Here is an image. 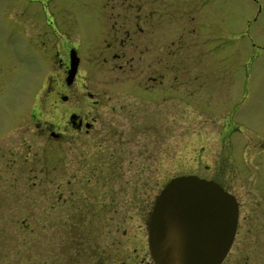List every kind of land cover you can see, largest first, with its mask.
<instances>
[{
  "label": "rangeland",
  "instance_id": "obj_1",
  "mask_svg": "<svg viewBox=\"0 0 264 264\" xmlns=\"http://www.w3.org/2000/svg\"><path fill=\"white\" fill-rule=\"evenodd\" d=\"M59 1L62 23L73 28L64 35L77 44L73 89L90 94L78 98L79 110L95 121L88 142L72 131L60 141L40 130L78 109L59 86V42L44 33L38 6L28 42L10 32L0 0V264H151L146 222L168 179L202 175L225 130L233 143L222 150L224 173L234 174L242 157L264 163V0H162L163 34L177 43L178 61L173 71L162 65L157 108L120 90L118 62L102 60L94 45L99 6L114 1ZM38 48L48 52L37 55ZM57 92L71 100L61 103ZM128 139L143 144L141 161L128 155ZM254 222L241 219L225 262L264 264V219Z\"/></svg>",
  "mask_w": 264,
  "mask_h": 264
},
{
  "label": "flooded vegetation",
  "instance_id": "obj_2",
  "mask_svg": "<svg viewBox=\"0 0 264 264\" xmlns=\"http://www.w3.org/2000/svg\"><path fill=\"white\" fill-rule=\"evenodd\" d=\"M110 1L114 2L111 4L106 3L103 10V5L99 6L98 24L93 33V37L95 38L94 45L103 49L100 51L103 54L102 60L109 58L111 60L116 59L114 61L118 62L116 64L117 66L115 65L116 67L114 66L112 68L118 72L114 76V80L118 79V76L123 75V77L121 76L120 90H123L125 94L137 96L138 99L140 98V104L157 108L158 102H161V95L157 89H159L162 83V65L168 61L170 69H172L170 71H173L177 68L176 64L178 61L177 50L174 47V44L177 43L173 41V37L170 38V36L163 34L165 30H163L161 19L163 13L161 7L162 0H140L136 4H130V0ZM35 6L39 7V13L43 15L42 29L44 33H50L59 42L54 51V55L57 56L58 69L63 74L62 82H60L59 86L63 90L71 92V96L76 101L73 104H75V108H78L65 109L62 116L63 119L58 122L59 125L57 128L50 129L49 124L47 127L43 126L40 130L48 132L51 138L60 141H66L69 136H72V131L74 135L82 137L84 141L88 142L89 131L92 130L95 119L88 117L87 113H82L79 110L81 105L78 98L81 96L90 97V94L86 93L84 88L78 89L77 87L73 89L78 68L76 69L74 77L69 81L66 80L69 53L71 50H75L77 55V44L75 42L73 43L70 38L67 39V36L64 35L65 32L69 34L73 32V28L63 24L61 21L63 5L59 0H1L2 11H5L4 15L7 16V20L9 21L10 32L18 33L26 42L30 40L33 29H37L33 20V9ZM51 10L53 14H51ZM12 11H14L17 17L23 15L25 24L20 25L18 19L12 20L10 16ZM27 28H32L31 34H28ZM189 31L193 33V27H190ZM37 37L39 39L42 38V41L47 39L45 35H37ZM164 48H167V50L163 51ZM23 52L26 53L27 51L24 50ZM47 52V49L44 48L42 51L41 48L37 49V55ZM193 71L194 67L191 74ZM187 75L190 74L188 73ZM150 87L153 88V91H150V89L147 90ZM49 91L50 84L45 82L44 92ZM57 97L61 103L71 100L67 93L57 92ZM169 97L173 98V94H169ZM170 100L172 101V99ZM94 103H96V100H94ZM172 106L176 108V102ZM232 108L235 109L236 106L234 105ZM227 131L225 130L222 133L223 139L221 138L220 149L215 152L213 151V155L209 157L211 158V162L201 165L200 168H203L201 170L202 175H197L216 182L224 190L231 193L235 200L237 209L235 233L230 247L220 264H228L225 261L231 249L234 247V243L237 242L241 219L254 220V227H258L257 220L264 219V163L261 157L255 162H253V156L249 157L248 160L242 157V162L236 164V172H234L236 176L234 174L224 173V167L219 164L221 160L225 163L222 150L225 144L232 146L233 143V140L231 143L227 141L230 140L225 136L228 134ZM113 134L111 133V137H113ZM102 135L108 137L107 133ZM129 136L133 138L132 135ZM261 139L258 138V140ZM128 140L129 145H131V148H128V155L130 153L133 156L138 155V161H141L142 153L144 154V149L141 147L143 144L141 142L132 143L130 139ZM237 140L239 141V139ZM260 144L264 146L261 141ZM127 161L130 162L129 159ZM244 167H248V169H244ZM235 180L240 185H237ZM239 186L241 187V195L237 194ZM235 187H237V190H235ZM245 204L251 205L249 212L247 209L245 211Z\"/></svg>",
  "mask_w": 264,
  "mask_h": 264
},
{
  "label": "water",
  "instance_id": "obj_3",
  "mask_svg": "<svg viewBox=\"0 0 264 264\" xmlns=\"http://www.w3.org/2000/svg\"><path fill=\"white\" fill-rule=\"evenodd\" d=\"M77 58L70 53L68 81ZM236 223L234 198L217 183L195 175L169 179L154 199L146 223L152 264H219Z\"/></svg>",
  "mask_w": 264,
  "mask_h": 264
}]
</instances>
